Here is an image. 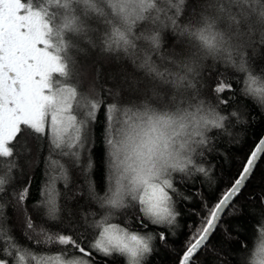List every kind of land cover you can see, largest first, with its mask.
<instances>
[{"label":"snow or ice","instance_id":"6c2138e0","mask_svg":"<svg viewBox=\"0 0 264 264\" xmlns=\"http://www.w3.org/2000/svg\"><path fill=\"white\" fill-rule=\"evenodd\" d=\"M166 33L176 42L171 52L165 47ZM257 43L264 46V0H0V264H97L96 256L149 264L156 250L153 239L166 244L173 234L154 237L149 224L175 223L180 215L175 206L191 199L180 196L179 186L207 172L196 157L213 151L208 134L224 129L230 118L240 120L236 109L226 115L218 110L231 99L223 93L233 90L223 73H217L212 89L217 104L201 98L205 71L223 64L246 73L240 92L264 112V74H256L248 57ZM93 55L130 65L123 79L126 102L109 103L81 90L80 58ZM101 108L109 121L102 192L91 179L90 146L91 124ZM117 112L123 119L113 134L111 120ZM24 133L47 138L51 150L83 177L78 195L85 196L87 207L68 209L66 217L57 182L65 188L70 184L68 165L55 162L56 174L44 184L45 217L64 225L56 232L36 231V248L47 254L20 244L6 223L7 197L24 204L30 191L27 185H15L18 163L12 145ZM262 154L264 138L218 202L206 207L207 215L190 231L177 264H197L195 257L219 225L222 210L239 195ZM129 213L144 233L112 222L117 214L127 218ZM24 222L27 236L35 224L30 217ZM215 264L223 261L217 258ZM241 264H264V224Z\"/></svg>","mask_w":264,"mask_h":264},{"label":"trees","instance_id":"16d2710c","mask_svg":"<svg viewBox=\"0 0 264 264\" xmlns=\"http://www.w3.org/2000/svg\"><path fill=\"white\" fill-rule=\"evenodd\" d=\"M165 47L171 52L176 49V42L171 36L165 34ZM256 52L248 50V57L251 68L257 75L264 74V46L255 44ZM178 50V49H177ZM210 63V62H209ZM83 65H94L97 87L91 85L90 81L83 74ZM85 73L89 72L88 67L84 68ZM77 83L81 90L93 97L106 99L109 103H124L127 100V93L123 87V79L127 73L131 72L130 65L123 61L106 60L99 55L91 57H81L78 65ZM82 72V73H81ZM217 73H223L228 82L232 83L235 93L225 92V98L231 97L227 105H219L218 110L226 115L231 110L236 109L240 114V120L230 118L225 121V128L214 129L208 135L211 138L209 147L213 151L205 150L204 157H196L198 163H203L206 167V174H197L190 178L188 183H181L180 196H189L190 200L181 199L175 206L180 215L176 217V226L163 228L149 224L148 233L154 237L158 232L170 231L172 235H167L166 244L154 238L155 251L149 259V264H177L178 254L185 250L186 242L190 238V231H195L201 226V219L207 215L206 207L213 206L220 198L222 192L230 186L241 171L242 163L250 154L255 143L264 133V112L261 111L255 99L241 94L244 88L246 73L238 72L233 68L217 64L212 71H205L204 84L201 87V98L212 105L217 101L212 91ZM111 91V94L109 92ZM119 92L117 99L113 97ZM123 116L120 112L113 115L111 120L113 134L119 129L120 120ZM109 127L106 113L100 109L96 120L91 124L90 141L92 156L94 158V170L91 176L98 191H103L106 187L107 174V145L105 144V132ZM16 151L18 168L15 170V185H27L30 189L27 201L24 204H17L9 195L7 199L11 201L5 209L7 225L10 226L12 234L22 245L36 249L41 254H47L45 249L36 248L34 243L36 231L41 227L52 232L60 231L63 224L52 222L45 217L43 208V187L49 175L56 174L55 162L67 164L70 170L71 182L65 188L62 181L57 182L60 191L58 200L63 209L62 215L66 217L68 209L73 212L78 211L80 206L87 207L85 196L78 195V191L83 186V177L80 171L72 168L71 163L64 157L52 151L50 141L32 139L28 133L18 137L12 145ZM261 196H264V154L258 160L254 171L244 185L243 189L222 215L219 225L210 236L206 246L197 253L195 260L197 264H215L217 258L223 264H241L244 257L250 256L259 236V229L264 224V204ZM93 207H95L93 205ZM25 217H30L35 224V229L25 233ZM121 227H129L130 230L145 229L134 218L133 213H129L127 218L122 214H117L112 221ZM147 223V221H146ZM191 226V227H190ZM226 228V232L224 229ZM89 239L93 238L92 233L87 234ZM52 254L56 249L52 248ZM97 264H126L122 257L104 258L94 257Z\"/></svg>","mask_w":264,"mask_h":264},{"label":"rangeland","instance_id":"374dc122","mask_svg":"<svg viewBox=\"0 0 264 264\" xmlns=\"http://www.w3.org/2000/svg\"><path fill=\"white\" fill-rule=\"evenodd\" d=\"M89 69V72L88 73H85V70L84 68H87ZM81 68H83V74L85 75V78L88 79L91 83V85H94L97 87V81H96V78H95V69H94V65H83ZM82 73V72H81ZM176 223H177V220H175V223L171 226L175 227L176 226ZM160 227H163V228H168L169 225H163V226H160ZM145 231H142L141 233H144ZM151 234V233H149ZM152 235V234H151Z\"/></svg>","mask_w":264,"mask_h":264},{"label":"water","instance_id":"95a60500","mask_svg":"<svg viewBox=\"0 0 264 264\" xmlns=\"http://www.w3.org/2000/svg\"><path fill=\"white\" fill-rule=\"evenodd\" d=\"M260 138H264V133L262 134V136H261ZM258 141H259V140H258ZM258 141H257V142H258ZM258 160H259V159H258ZM257 163H258V161H257ZM255 166H256V165H255ZM251 174H252V173H251ZM251 174H250V176H251ZM249 178H250V177H249ZM247 181H248V180H247ZM247 181H246V182H247ZM246 182H245V184H246ZM243 187H244V186H242V189H243ZM242 189H241V190H242ZM235 198H236V197H234L233 200H234ZM233 200L230 201L229 204L226 205V206L224 207V209H223L222 212H221V217H222V215L224 214V212L226 211V209L229 207V205L233 202ZM217 202H218V201H217ZM220 219H221V218H220ZM207 242H208V241H207Z\"/></svg>","mask_w":264,"mask_h":264}]
</instances>
